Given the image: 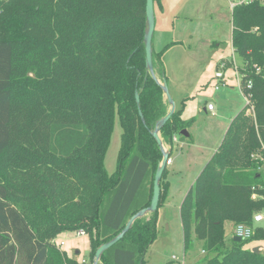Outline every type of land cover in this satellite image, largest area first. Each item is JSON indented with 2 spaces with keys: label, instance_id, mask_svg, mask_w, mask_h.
Wrapping results in <instances>:
<instances>
[{
  "label": "trees",
  "instance_id": "1",
  "mask_svg": "<svg viewBox=\"0 0 264 264\" xmlns=\"http://www.w3.org/2000/svg\"><path fill=\"white\" fill-rule=\"evenodd\" d=\"M145 29V0H0V264H85L55 242L78 230L92 262L98 246L149 206L162 158L151 131L169 105L145 66ZM175 44L152 51L159 79H167L162 55ZM231 45L249 102L180 203L183 250L199 240L201 264H264L260 250L245 247L264 239L253 221L264 210V0L232 6ZM182 110L160 128L167 142L194 120ZM116 115L120 145L108 173ZM165 173L157 209L135 219L98 264H142ZM225 222L253 226V235L228 242Z\"/></svg>",
  "mask_w": 264,
  "mask_h": 264
},
{
  "label": "rangeland",
  "instance_id": "2",
  "mask_svg": "<svg viewBox=\"0 0 264 264\" xmlns=\"http://www.w3.org/2000/svg\"><path fill=\"white\" fill-rule=\"evenodd\" d=\"M239 1L241 0H166L167 7L163 12H160L157 2L154 3V30H158L159 25L168 27L167 31L173 32L168 36L164 34L165 40L163 39V41L176 38L180 40L178 47L169 51L162 59L167 77L168 92L175 108L183 107V118H193L194 120L186 129L188 133L189 130L192 133V135L189 133L190 139L174 134L171 142H167L161 137L163 147L170 152L164 177L167 188L165 186L162 202L158 208L156 237L146 250L142 264H201L204 257L202 242L199 240H194L193 246L189 250L185 252L183 250L179 217V207L183 196L179 194L177 188L174 189L173 193L171 192V176L174 174L172 173V164L174 162L175 166H178L185 163L187 161L186 156L188 157L190 169L185 173L184 179L181 177L180 180H183L179 182L180 185L185 184L184 181L189 179L199 167H202L204 156L198 158L195 147H191L194 151L188 152V155L185 153L184 156H177L182 148L181 143L187 142V140L191 141L193 136L195 141L198 140L201 143L204 140L210 146L216 139V131L217 134H220L224 130L227 123L226 116L232 111L234 105L243 103L241 95L237 92L238 74L235 72V68L242 65V59L232 51L230 38L231 8ZM172 25H174V30H171ZM153 48L155 49L154 52H157L155 39ZM223 57L229 58V64L227 62H222V64H226V67H232L233 60L234 66L223 70L220 67V60ZM217 71L224 73L227 88L233 87L235 89L233 92L226 89L230 92L228 93L230 97L225 95L223 99L222 105L225 107L223 108V116L220 118L212 117L210 113L205 114L201 111V106L206 100L213 99L216 102L215 90L218 84L215 72ZM155 72L160 77L158 72ZM180 95L188 97L181 98ZM206 130H212L210 135L213 138L207 135ZM120 134L121 127L116 115L110 143L104 158V166L108 173H112L116 168ZM208 139L210 142H207ZM184 150H182L183 153ZM206 153L207 151H204V154L203 152L199 154L205 155ZM176 156L179 158L175 161ZM148 186L147 182L146 188ZM255 225L264 228V219L256 222ZM224 226L226 241L229 242L234 236L235 224L225 222ZM60 241H63L64 244L59 248L63 249L69 257L79 261L88 260L90 247L87 235H78L75 231H64L55 238L58 245ZM245 247H259V250L264 254V239H252L246 243Z\"/></svg>",
  "mask_w": 264,
  "mask_h": 264
},
{
  "label": "crops",
  "instance_id": "3",
  "mask_svg": "<svg viewBox=\"0 0 264 264\" xmlns=\"http://www.w3.org/2000/svg\"><path fill=\"white\" fill-rule=\"evenodd\" d=\"M165 1L166 0H160V8H159V10H160V12H163L164 10H165V8L167 7L166 6V3H165ZM240 2V1H239ZM175 16H177V15H175ZM167 29H168V27H162V25H159V28H158V30H154V33H153V37H152V46H153V43H154V39L156 40V45H157V49H156V51H159V50H161L162 48H163V46L165 45V44H167V43H169V42H171V41H178L179 43H180V40L179 39H172V40H170V41H163V39H164V36L165 35H169V34H172V32L173 31H170V30H168L167 31ZM171 30H174V25H172V28H171ZM157 32V33H156ZM165 34V35H164ZM155 35H156V37H155ZM230 38H231V36H230ZM165 40V39H164ZM232 46V45H231ZM175 47H178V44H175V45H173V46H171V47H169L164 53H163V55H162V59H164V57H165V55L167 54V53H169V51H173L172 49H175ZM154 49V48H153ZM155 50V49H154ZM232 51L234 52V50H233V47H232ZM235 53V52H234ZM224 59H226V60H228L229 58L228 57H223V58H221V64H222V62H224L223 60ZM231 60H232V58H230ZM163 61V60H162ZM232 67L234 66V62H233V60H232ZM224 66L223 67H221V65H220V67L223 69V70H226L227 68H232V67H226L225 65L226 64H223ZM242 65H243V61H242ZM241 65V66H242ZM241 66H238L237 68H235L236 69V73L238 74L237 75V81H238V84H237V92L241 95V99H243L242 101H243V103L241 104V103H239V104H236V105H234V107H233V109H232V111H230V113L226 116V121H227V123H226V126L224 127V130H222L221 131V133L220 134H217V131H216V134H215V136H216V139H215V141H213V145L211 144L210 146H208L207 144H206V141H201V143H199L198 142V140L197 141H195V139L193 138V136H192V138H191V141L190 140H187V142L185 141V142H182L181 143V149L179 150V152L177 153V156H184V154L186 153V155H188V152H193L194 150H193V148L195 149V151H197L198 152V158H202L203 156H204V159H202V160H204L203 161V163H202V167H199V169H197L193 174H192V176L189 178V179H186V181H184L185 182V184H183L182 183V185H180L179 184V182L180 181H182L184 178V176H185V173H187L188 172V170L190 169V165H189V163H188V157L186 156V162L185 163H182V164H179L178 166H175V164H174V162H173V169H172V173H174L172 176H171V192L173 193V191H174V189L175 188H177V190H179V194L180 195H182L183 197H184V195L186 194V192L188 191V189L191 187V185H192V183L194 182V180H195V178H196V176L198 175V173L201 171V169L203 168V166L205 165V163H206V161L211 157V155L213 154V152H215V150L217 149V147H218V145H219V143H220V141H221V139H222V137H223V135H224V133H225V131H226V129H227V127H228V125L230 124V122H231V120L233 119V117L244 107V105H245V99H244V96H243V94H242V92H241V90H240V87H239V79H240V74H239V72H238V68H240ZM222 72V71H221ZM222 75H223V77L221 78V79H218V78H216V80H217V84H219V85H222V86H219L215 91V99H216V102L213 100V99H209V100H206L205 101V103L201 106V111L202 112H204L205 114H208V113H210V115L212 116V117H215V118H220L221 116H223V108L225 107L224 105H222V103H223V99L225 98V95L227 96L228 95V97H230L229 96V94L228 93H230V92H228V90H226V89H229V91H231V92H233V91H235V89L233 88V87H230V88H227V86L225 85V78H224V73L222 72ZM181 96V98H187L188 96H186V95H180ZM209 102H211V103H213V105H214V108H213V110H208L207 108H206V104L207 103H209ZM183 117V116H182ZM184 119H186V118H184ZM187 131V130H186ZM188 132V131H187ZM189 133L192 135V133H191V131L189 130ZM189 133H188V135L187 136H185L186 138L189 136ZM206 133H207V135H209L210 136V138H213V137H211V133H212V130H206ZM207 142H210L209 141V139L207 140ZM217 146V147H216ZM191 147H193V148H191ZM183 149H185L184 150V153H183ZM187 151V152H186ZM204 151H207V153L205 154V155H201V154H199V153H202L203 152V154H204ZM176 156V158H174L175 159V161H176V159L177 158H179V157H177ZM201 160V159H200ZM174 161V160H173ZM187 164V165H186ZM200 164H201V161H200ZM175 176V177H174ZM183 178L182 180H180V178ZM174 195V194H173ZM183 197H182V199H183ZM182 201V200H181ZM203 252V251H202Z\"/></svg>",
  "mask_w": 264,
  "mask_h": 264
},
{
  "label": "water",
  "instance_id": "4",
  "mask_svg": "<svg viewBox=\"0 0 264 264\" xmlns=\"http://www.w3.org/2000/svg\"><path fill=\"white\" fill-rule=\"evenodd\" d=\"M145 16H146V29H145L144 38H143L144 46H145V66H146L147 70L149 71L151 77L155 80V82L162 89L164 97H165V99L169 105L168 111L165 114V116H163L162 118H160L156 122L154 129L151 131V134L154 137V139H155V141H156V143H157V145H158V147L162 153V158H161V160H160V162L156 168L155 174H154L153 191H152V197H151V201H150L149 206L142 208L139 211H137L136 213H134L133 215H131L130 218L127 220L124 228L118 234H116L109 241L102 243L100 246H98L96 248V250L94 252V256H93V264H98L102 252L104 250H106L107 248H109L111 245H113L116 241H118L123 236V234L130 228L132 222L135 219L142 217V216L148 214L149 212H153L157 209V205H158V201H159V195H160V179H161L162 172H163L164 168L166 167L169 155H170V152L165 150V148L163 147V143H162V139L160 137L159 131H160V128L164 125V123L173 114V112L175 110V104H174V102H173V100L170 97V94L168 92L166 79L165 78L159 79L157 77L156 73L154 72V68H153L152 37H153L154 26H155L154 2H153V0H145ZM135 101L137 104L139 103V95L137 92H135ZM138 113L142 119L143 116H142V113H141V110L139 107H138ZM181 134H183L184 136H187L188 132L186 131V129H183L181 131ZM233 240L239 241L240 238L238 236H233ZM252 250L255 252H259V247H253Z\"/></svg>",
  "mask_w": 264,
  "mask_h": 264
},
{
  "label": "built area",
  "instance_id": "5",
  "mask_svg": "<svg viewBox=\"0 0 264 264\" xmlns=\"http://www.w3.org/2000/svg\"><path fill=\"white\" fill-rule=\"evenodd\" d=\"M241 1H250V0H241ZM222 66H223V64H221V67ZM256 71H258L257 68H256ZM215 77L218 78V79H221L223 77L222 72L221 71L215 72ZM218 85L216 86V88H218ZM247 85L250 86V82H248ZM243 96H244L245 102L248 103L249 102L248 101V96L247 95H243ZM206 108L208 110H213V108H214L213 103H211V102L207 103L206 104ZM252 156L253 157H259V154L255 153ZM261 159L264 160V157H262ZM263 211L264 210L256 212L254 214V216H253L254 223L260 222V221H262L264 219ZM253 232H254L253 226H249V225H246V224H236L234 229H233L234 236H238L240 239H248V238H250L253 235ZM76 233L78 235H85L83 230H78V231H76ZM63 244H64L63 241H60L59 245L61 246ZM81 262H84L85 264H93V260H92V262H89L88 260L82 259Z\"/></svg>",
  "mask_w": 264,
  "mask_h": 264
}]
</instances>
